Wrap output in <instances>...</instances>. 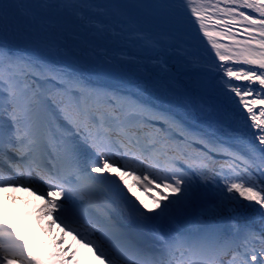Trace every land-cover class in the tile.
I'll list each match as a JSON object with an SVG mask.
<instances>
[{
	"label": "snow or ice",
	"instance_id": "obj_1",
	"mask_svg": "<svg viewBox=\"0 0 264 264\" xmlns=\"http://www.w3.org/2000/svg\"><path fill=\"white\" fill-rule=\"evenodd\" d=\"M9 187L100 264H264V0H0ZM75 255L0 216V264Z\"/></svg>",
	"mask_w": 264,
	"mask_h": 264
},
{
	"label": "bare ground",
	"instance_id": "obj_2",
	"mask_svg": "<svg viewBox=\"0 0 264 264\" xmlns=\"http://www.w3.org/2000/svg\"><path fill=\"white\" fill-rule=\"evenodd\" d=\"M214 3L215 0H212ZM31 51L38 53V50L35 48L31 49ZM112 83H117L118 81H110ZM261 106L256 105L255 109H259ZM128 179L131 180V178L128 177ZM128 180V181H130ZM9 191V192H7ZM16 196L19 197L18 201L15 199L17 198ZM0 197L2 198V201H7V203L11 204L12 207H17L19 208L16 216L14 218H20V216H23V214L27 211L29 212L32 217L34 218L33 220V227L35 228H40L42 229V234L41 237L45 239H53V247L52 249L59 250L57 247H61V249H68L67 253H64L68 255L71 252V249L75 250L77 254L83 255L84 259L87 261L88 264H100V261H98L95 256L92 254L91 249L88 248H83L82 246H76L74 242H70V235H65L60 228H58L55 224L51 225V228L48 227L49 221L52 220V217L45 216L41 212V205L43 204V200L34 194H31L30 192H27L23 188L17 187L14 188V190H9L7 188L0 190ZM21 201V202H20ZM18 218V219H19ZM21 220L16 221V231H18L24 239L28 242L29 246L32 247L33 249H36L39 254L42 256L43 253V248L40 243L36 242H30L28 239L29 234L31 233L30 226L28 222L20 218ZM61 236H63V243H58V239L60 240ZM57 238V239H56ZM55 239V240H54ZM76 248L80 251L79 253L76 251ZM63 253V252H62Z\"/></svg>",
	"mask_w": 264,
	"mask_h": 264
},
{
	"label": "rangeland",
	"instance_id": "obj_3",
	"mask_svg": "<svg viewBox=\"0 0 264 264\" xmlns=\"http://www.w3.org/2000/svg\"><path fill=\"white\" fill-rule=\"evenodd\" d=\"M35 50H36V49H35ZM38 53H39V50H38ZM129 178H130V177H129ZM125 179H126V182L131 183V180L128 179V177H126ZM128 180H130V181H128ZM132 191L135 192L136 197L139 198V201H143V203H144L145 205H147L149 208L154 207L152 199L149 198L150 196H151V197H156L157 199H159L158 194H157L155 191H152V190H149V191H148V194H146L145 191H142V190L136 188L135 186H133ZM16 197H17V198H15V199L18 201L19 197H18V196H16ZM129 199H134V198L131 197V196L129 195ZM19 200H20V199H19ZM20 202H21V201H20ZM137 203H138V202H137ZM35 232H36V231H35ZM68 238H70V242L72 241V242H74V244H75L76 246H79V245L76 243V240H74L72 236H71V237H68ZM56 239H57V238H56ZM54 240H55V239H54ZM58 241H59V239H58ZM51 243L54 244V243H53V239H50V238H49V240H45V241L42 243L43 246H44V248H43V253H42V256H43V257H48L49 254H60V255H63V256H68V255H71L73 252H75L74 249H73V250L71 249V252H70L68 255H66V254L62 253V250H63V249H61V247H60V248L57 247V245H56V248H58L59 250H55V251H54V250H50V249H49V246H51ZM57 244H58V243H57ZM52 247H53V245H52ZM76 251H77L78 253L80 252L77 248H76ZM58 258H59L58 256H54V257H53V264H55V261H56ZM76 261H79V264H88L87 261L84 259L83 255H80V254H77V253H76V255L72 258V260H68V261H67V264H75Z\"/></svg>",
	"mask_w": 264,
	"mask_h": 264
},
{
	"label": "trees",
	"instance_id": "obj_4",
	"mask_svg": "<svg viewBox=\"0 0 264 264\" xmlns=\"http://www.w3.org/2000/svg\"><path fill=\"white\" fill-rule=\"evenodd\" d=\"M245 203H247V202L245 201Z\"/></svg>",
	"mask_w": 264,
	"mask_h": 264
}]
</instances>
